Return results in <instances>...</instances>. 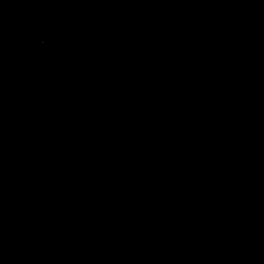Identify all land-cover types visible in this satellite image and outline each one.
I'll return each instance as SVG.
<instances>
[{
    "label": "water",
    "instance_id": "1",
    "mask_svg": "<svg viewBox=\"0 0 264 264\" xmlns=\"http://www.w3.org/2000/svg\"><path fill=\"white\" fill-rule=\"evenodd\" d=\"M0 264H264V0H0Z\"/></svg>",
    "mask_w": 264,
    "mask_h": 264
}]
</instances>
